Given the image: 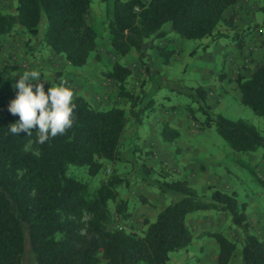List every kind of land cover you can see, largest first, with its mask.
I'll list each match as a JSON object with an SVG mask.
<instances>
[{
  "label": "trees",
  "instance_id": "obj_1",
  "mask_svg": "<svg viewBox=\"0 0 264 264\" xmlns=\"http://www.w3.org/2000/svg\"><path fill=\"white\" fill-rule=\"evenodd\" d=\"M93 0H15L14 13L0 9V36L21 27L35 36L53 55H62L74 67L88 63L97 52V32L88 20ZM240 0H114L108 21V42L119 55L131 51L146 73H150L148 51L156 48L168 62L170 52L156 41L173 32L187 40L210 37L213 43L223 36L219 26H233L225 12ZM264 12V0L260 5ZM43 16L45 26L41 28ZM238 48L245 47L243 31L237 33ZM40 43V44H41ZM262 60L235 77L240 102L264 119V37L259 41ZM130 65L116 61L103 75L113 80L118 95L130 104L129 113L116 104L99 108L84 96H73V125L64 134L41 144L37 128L32 134L13 135L10 124L19 120L8 108L11 100L0 95V264H23L28 245L34 264H168L172 253L185 252L195 234L188 218L198 211L212 210L230 218L242 232L241 241L222 231L207 230L218 246L214 264H230L238 252L240 264H264V239L248 220L246 206L235 190L209 186L208 200L182 177L147 161L138 164L141 179L160 175L157 186L173 198L158 208L153 219H143L138 232L122 223L133 216L127 199L119 196L120 186H129L127 174L113 173L94 190L89 184L68 174L69 167L86 166L95 176L105 163L128 162L122 137L130 117L135 124L152 100L143 103L145 92L137 94L127 87ZM61 73L56 74L58 79ZM45 92L50 86L44 84ZM35 91V89H34ZM198 102L185 106L199 129L215 127L234 152H256L262 148L264 133L245 118H229L211 111L206 89L191 87ZM200 110L203 119L197 117ZM180 132L167 121L161 122V137L173 142ZM169 175V176H168ZM149 203L147 199H143ZM110 202L115 203L114 211Z\"/></svg>",
  "mask_w": 264,
  "mask_h": 264
},
{
  "label": "rangeland",
  "instance_id": "obj_2",
  "mask_svg": "<svg viewBox=\"0 0 264 264\" xmlns=\"http://www.w3.org/2000/svg\"><path fill=\"white\" fill-rule=\"evenodd\" d=\"M113 1L93 0L90 4L88 20L97 32V52L103 58L97 60L91 55L88 63L82 67L72 66L62 55H53L49 48L42 46V43L35 36L27 34L21 27L15 28L10 35L0 36V57H7V59L0 58V95L6 97L8 100L14 99L18 91L15 84L19 80V75H22L25 71L36 70L42 73L39 83L47 84L50 87L52 85L55 87L63 84L70 87L74 95H85L84 97L95 107L108 108L116 104L125 108L127 113H129V102L118 95V88L115 82L103 75V72L107 71L113 63L118 61L130 65L132 68V74L127 80V87L137 94H141L144 91V104L149 100L153 101L150 108L146 109L142 114V121L144 120V122L142 125H139L141 130L145 129L146 131L148 129L147 121H149V117L160 116V108L165 105H172L178 108L189 104L196 109L198 102L190 95V87L198 86L199 82H197L196 73L191 70L193 64L190 62L191 58L187 57L185 61L177 62L173 77L167 80L165 85H160L158 89L152 92L151 70L150 73H146L144 67L136 60L134 54L122 57L112 50L107 39V24L111 17L110 10ZM252 1V6L261 5L262 2V0ZM0 9L8 13L15 12V9L11 11L13 7L9 8L7 4H3L2 7L0 6ZM256 16L257 22L255 24L253 23L241 28H238L234 24L233 26H229L222 23L219 26V32L233 31V33H237L238 31H243L244 39L247 40L248 36L251 35L249 43L254 47H258L260 39L264 37V12L259 9ZM45 23L46 19L43 16L41 28L45 26ZM221 33L223 34V32ZM186 41L188 51L199 48L197 54H202L203 45L200 39ZM253 51V49H250L248 52L241 51L238 54L237 58H242V62L241 64L234 62L231 69L232 77L226 86L230 88H226V92H230L231 95L225 108L220 111L212 107L211 104V111L213 113H221L232 119H248L264 133V119L256 115L250 108L242 105L233 92V85L236 82L235 77L238 74L244 73L245 65L253 69L262 60L260 59L257 63L258 58L257 55L256 57L253 56ZM185 65L189 66L186 71H184ZM58 72L61 73V76L57 79L56 74ZM152 81L160 83L161 80L155 75ZM33 83L37 82L34 81ZM150 112H152L151 115H149ZM196 115L201 119L204 117L200 110L196 111ZM132 122L130 117L122 141V146L127 150V156L130 161L105 163L104 168L95 176L89 174L86 166L71 165L68 174L86 181L92 190L96 189L101 182L106 181L113 173L127 174L130 177L131 184L129 186H120L118 191L119 196L127 199L129 202L128 208L133 212V216L128 223L121 222V224L141 232L144 228L143 219H153L157 209L171 200L173 195L161 193L157 186L159 174L154 173L153 177L144 181L141 179L138 164L147 161L151 165V163L156 161V158H153L152 152H144L143 139L140 138L132 142V144H136L142 148L143 152L139 153L137 150L138 146L133 147L131 142H128L129 136L133 134L134 126H132ZM208 129L209 135L205 141L210 148L217 152H225L227 149L231 151V154L227 157L223 156L222 160V167H225L232 174V178L236 183V186L229 191L235 190L237 192L239 201L246 206L249 222L264 239V163L261 160L263 149L259 148L256 152L248 153L234 152L228 147L214 126ZM163 165L168 167L165 164ZM155 166L158 170L165 168L162 167L161 163H157V161L155 162ZM176 174L172 171L170 175L173 178L179 177ZM209 186L215 185H207L203 191L201 187H196L199 194L203 195L204 200L209 199ZM143 199H147L149 203H145ZM109 205L114 211L115 203L110 202ZM188 221L195 234L193 243L185 252L172 253L168 264H214L218 246L212 238L206 235L207 230L222 231L229 237L241 241V230L232 224L229 217L223 214L212 210L198 211L190 214ZM23 264H34V257L28 245L26 246ZM230 264H240L238 252L232 258Z\"/></svg>",
  "mask_w": 264,
  "mask_h": 264
},
{
  "label": "crops",
  "instance_id": "obj_3",
  "mask_svg": "<svg viewBox=\"0 0 264 264\" xmlns=\"http://www.w3.org/2000/svg\"><path fill=\"white\" fill-rule=\"evenodd\" d=\"M252 2V0H240L233 7L226 10L225 16L227 19H232L233 24L237 25L238 28L255 24L257 22V10L260 9V5L252 6ZM3 4H7L9 8L13 7L11 11H14L16 7L15 0H0L1 7ZM221 32H223V36L213 43L210 42V37L200 39L203 45V52L200 55L197 54L199 48L188 51L187 39L173 32L168 33L165 38L158 39L156 44L159 47H165L170 54L168 62H165L156 48L148 51L151 70L150 77L153 85L152 92L158 89L160 85H165L167 80L173 77L177 62H183L188 57L191 58L190 62L193 63L191 70L196 73L197 82H199V84H196L204 86L212 107L220 111L225 108L231 95L230 92H226V88H228L226 87L227 83L232 77L231 69L234 62L237 64H241L242 62V58H237L238 54L241 51L248 52L250 49H253V56L256 57L257 55L258 63L262 59V50L259 43L258 47H254L249 43L251 35L245 40V47L241 49L235 44L237 40L235 32ZM132 54L139 61L136 52L131 51L127 55ZM0 58L7 59V57L3 56ZM101 58L103 57L101 56ZM188 67V65H185L184 71ZM155 75L160 78V83L152 81ZM234 83L233 92L240 100L241 92L237 87V83ZM152 110L154 111V109ZM160 112L162 114L160 116L149 117V121H147L149 127L146 131L145 129L141 130L139 126L142 125L144 120L139 124L132 122V126H134L133 134L129 136L128 142L132 144L137 139H143L144 152H152L153 158H156L157 163L163 162L173 173H177L176 176L187 179L194 187H201L202 191L210 184L223 190L233 189L236 183L232 178V174L225 167H222L223 158L230 155L231 151L227 149L225 152H217L210 148L205 141L209 135V129H199L185 107L181 106L177 108L172 105H165L160 108ZM151 114L152 112L149 113V115ZM151 119L153 120L150 121ZM162 121H167L170 126L177 129L180 132L179 138L173 142L164 141L161 137L160 123ZM132 145L133 147L138 146L136 144ZM137 150L138 153L143 152L140 146L137 147ZM156 161L151 163V165L155 166ZM165 205L163 204L159 208Z\"/></svg>",
  "mask_w": 264,
  "mask_h": 264
},
{
  "label": "clouds",
  "instance_id": "obj_4",
  "mask_svg": "<svg viewBox=\"0 0 264 264\" xmlns=\"http://www.w3.org/2000/svg\"><path fill=\"white\" fill-rule=\"evenodd\" d=\"M41 74L31 70L19 75L15 84L18 89L16 97L8 105L9 111L13 115L18 114L19 120L10 124L8 129L13 135L21 132L31 135L32 129L37 128L38 142L43 144L72 127L75 105L70 87L52 85L45 92L44 84L39 83Z\"/></svg>",
  "mask_w": 264,
  "mask_h": 264
}]
</instances>
